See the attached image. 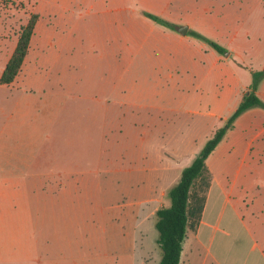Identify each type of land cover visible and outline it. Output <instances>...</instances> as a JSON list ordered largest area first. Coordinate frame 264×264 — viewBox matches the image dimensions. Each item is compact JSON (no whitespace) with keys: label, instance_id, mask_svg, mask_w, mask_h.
<instances>
[{"label":"crops","instance_id":"0c3cea01","mask_svg":"<svg viewBox=\"0 0 264 264\" xmlns=\"http://www.w3.org/2000/svg\"><path fill=\"white\" fill-rule=\"evenodd\" d=\"M105 1L110 7L88 12L85 16L88 21L69 12L68 0H32L30 3L31 10L38 16L17 74L9 83H0L5 87L0 91V112L6 113L10 123L22 120L30 124V130L36 133L39 141L46 132L42 117L49 112H60L65 102L85 97L96 101L97 95H101L98 93L117 95L125 102L133 94V86L138 87L135 94L141 99L140 104L145 105V100L151 107L162 110L165 106L171 109L181 103L191 115L208 117L204 126L206 138L226 121L247 91L252 68L246 56L250 60L255 58L258 68H264V0H167L182 5L177 14L165 17L176 23V28L156 22L143 13L148 10L142 8V4L159 0ZM128 1L138 6L132 5L130 13L127 12ZM9 11H0V73L18 38L13 28L17 12L14 8ZM101 13L107 17L103 19L105 26L97 32L96 22ZM133 17L141 22L128 23ZM24 20L25 17L21 18L20 23ZM183 23L187 24L185 34L178 30ZM189 28L216 40L228 52L217 51L205 40L188 33ZM96 68L108 79L99 83L102 89L90 92L92 81L95 82L91 72ZM130 68L140 69L143 75L150 69L156 71V79L145 78L148 81L145 87L143 76L129 84L126 78ZM176 69L183 74L176 76L173 73ZM40 70H44V76ZM79 70H83L82 76ZM53 71L59 80L57 91L42 93L41 89L33 87L39 84L42 88ZM256 92L264 100V75ZM99 110L108 112L104 106ZM96 111L93 105L91 112ZM37 119L40 123L35 124ZM155 155L160 159L158 153ZM210 160L217 165L216 170L210 166ZM260 160H264V108L253 106L236 117L233 126L206 158L211 181L197 226L186 230L178 264H264V195L261 194L264 187L260 194L247 200L248 187L258 188V185L250 183L253 181L244 185L245 176L241 174L243 165ZM2 163L5 162L0 160V179H15L18 174L15 167L20 163L15 160L5 163L13 166L9 169ZM230 165L235 166L232 173L226 170ZM61 168L59 174H78L76 167L62 165ZM179 176L178 172H172L161 183L137 186V194L144 197L136 200L135 219H126V214L132 213V208L126 206L124 223L120 226L110 224L122 237L72 238L62 254L59 253V264H81L80 260L88 255L77 252L85 241L88 247H94L93 261L97 264H103L108 257L115 264H159L162 251L158 248V236L152 235L148 240L145 233L155 225V211L161 205L160 194L175 184ZM172 178L174 183L169 182ZM219 196H222L221 206L214 209L217 203L214 200ZM256 196L259 197L256 199ZM165 201L164 205L170 202L169 198ZM226 204L239 222L222 223ZM244 214L248 220H244ZM127 223L131 230L124 228ZM136 227L141 229L140 234L134 230ZM242 238L251 240L253 255L249 259L233 258L228 254L221 256V245L240 244ZM100 245L107 248L104 255L96 251L95 247ZM112 249L115 254H111ZM125 250L128 252L124 253ZM86 263L89 264V259Z\"/></svg>","mask_w":264,"mask_h":264},{"label":"rangeland","instance_id":"374dc122","mask_svg":"<svg viewBox=\"0 0 264 264\" xmlns=\"http://www.w3.org/2000/svg\"><path fill=\"white\" fill-rule=\"evenodd\" d=\"M31 1L0 0V11L4 9L8 13L14 8L17 12L13 26L15 32L19 31V25L24 24L33 12ZM68 2L69 12L81 17L87 16L88 12L110 7L105 0ZM170 2L159 0L157 3L142 4L141 7L167 18L182 8V5ZM126 6L129 13L131 6L138 7L134 3L129 4V1ZM19 16L20 20L25 17L21 23ZM106 17L101 13L100 20L96 22L97 32L98 28L105 26L103 19ZM132 22L138 24L141 21L135 17L129 18L128 23ZM223 52L226 54L228 49L225 47ZM246 58L252 69H263L257 67L255 58L250 60L248 55ZM235 62L240 64L237 60ZM115 70L112 69L111 73ZM40 71L44 76V70ZM82 73L83 70H79L80 76ZM101 73L100 68L91 72L95 82L92 81L90 92L102 89L99 83L108 79ZM173 73L176 76L183 74L180 69L173 70ZM141 76L145 87L147 79H156V71L150 69L143 75L140 69L130 68L126 79L131 84ZM0 86L2 91L5 87ZM33 87L41 89L42 93L57 91L59 80L55 71L46 77L42 88L39 84ZM132 90L133 94L125 102L117 95L102 93H98L101 95H97L96 101L85 97L65 102L60 112H49L42 117L46 123V132L40 141L36 133L30 130V124L22 120L10 123L6 113L0 112V160L20 163L15 167L18 173L15 179H0V264H59V253L62 254L68 246L67 241L72 238L86 240L105 236L120 239L121 234H117V230L114 231L110 224L120 226L124 223L123 212L126 206L132 208V213L126 214V219H135L136 200L144 197L139 192L137 194V186L161 183L172 172L180 174L183 167L191 162L194 153L210 137L211 134L204 138L208 117L191 115L181 103H176L171 109L165 106L162 110L151 107L145 100V105L140 104L141 99L135 94L138 87L133 86ZM93 105L97 107L96 112H91ZM103 106L108 112L99 110ZM38 123L39 119L35 121V124ZM5 163H2L5 169L13 167ZM62 165L76 167L78 174H59ZM210 166L217 169L211 160ZM169 167L174 170L166 169ZM226 168L228 173H232L235 166ZM43 174L46 175L40 178ZM241 174L245 176L242 181L244 185L250 181L258 185V188L248 187L245 198L249 200L260 194L264 187V160L246 163L241 167ZM173 179L169 182L174 183ZM261 194L264 195V191ZM221 197L214 200L217 202L214 209L218 208ZM167 198L166 189L160 194V204L164 205ZM142 199L144 203L147 202ZM248 206L250 208L251 204L248 203ZM224 209L222 223L240 221L231 214L229 204ZM244 220H248L245 214ZM126 227L128 230L132 228L128 223ZM134 230L140 234L139 227ZM152 235L158 236L155 225L146 230L145 239L151 240ZM81 245L77 253L88 255L80 260L81 264H87V259L89 264H97L93 261L94 247H88L87 241ZM95 248L102 255L106 253L107 248L104 246ZM115 253L112 249L111 254ZM227 254L233 258L238 256L240 259H249L253 255L251 240L242 238L240 244L221 245V256ZM103 264L115 263L108 257Z\"/></svg>","mask_w":264,"mask_h":264},{"label":"trees","instance_id":"16d2710c","mask_svg":"<svg viewBox=\"0 0 264 264\" xmlns=\"http://www.w3.org/2000/svg\"><path fill=\"white\" fill-rule=\"evenodd\" d=\"M143 13L166 26L177 27L176 23L158 14L149 11H143ZM37 16V13L32 12L26 22L20 26L16 45L0 73V83H9L17 74L27 52ZM187 32L205 40L219 52L225 50V47L219 42L195 29L189 28ZM263 75L264 68L251 69V81L236 108L226 121L207 138L191 162L183 167L177 182L167 189L169 204L161 205L155 211L157 242L162 251L159 264H178L186 230L188 227L195 228L200 220L212 176L206 164L209 153L223 138L226 131L233 126V122L239 114L253 106L264 108V100L256 92Z\"/></svg>","mask_w":264,"mask_h":264},{"label":"water","instance_id":"95a60500","mask_svg":"<svg viewBox=\"0 0 264 264\" xmlns=\"http://www.w3.org/2000/svg\"><path fill=\"white\" fill-rule=\"evenodd\" d=\"M178 30H179L181 33L185 34V33H186V30H187V24L179 25V26H178Z\"/></svg>","mask_w":264,"mask_h":264}]
</instances>
